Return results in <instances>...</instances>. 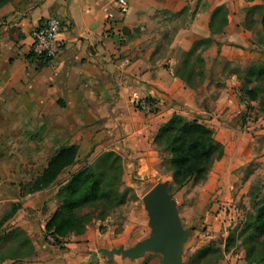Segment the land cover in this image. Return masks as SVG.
<instances>
[{
	"label": "crops",
	"instance_id": "obj_1",
	"mask_svg": "<svg viewBox=\"0 0 264 264\" xmlns=\"http://www.w3.org/2000/svg\"><path fill=\"white\" fill-rule=\"evenodd\" d=\"M115 1L17 0L0 8V220L11 203L22 202L5 226L7 232L27 231L35 246L32 264H150L145 248H137L139 241L126 245L91 232L90 226L58 244L44 234L60 186L101 153L123 157L127 184L133 185L139 173L147 177L159 154L157 133L175 113L213 128L224 145L202 194L228 201L231 229L246 219L252 196L264 193V107L260 98L243 99V86L253 88L256 82L241 72L251 60L264 61L261 16L249 12L264 7V0H128L125 14ZM219 6L227 8L228 23L213 34L210 22ZM52 15L64 22L65 45L46 59L32 54L31 32ZM205 38L213 42L202 51V79L191 86L178 71L184 53ZM227 62L232 65L224 69ZM134 92L155 98L158 111L135 109ZM247 112L253 118L243 128ZM72 145L78 147L75 163L49 187L21 197L28 167L41 172L61 148ZM172 200L178 203L175 195ZM220 227L209 225L211 233L197 240L210 243ZM234 239L232 231L231 248ZM237 255L232 263H247L242 252Z\"/></svg>",
	"mask_w": 264,
	"mask_h": 264
},
{
	"label": "trees",
	"instance_id": "obj_2",
	"mask_svg": "<svg viewBox=\"0 0 264 264\" xmlns=\"http://www.w3.org/2000/svg\"><path fill=\"white\" fill-rule=\"evenodd\" d=\"M13 1L17 0H0V8ZM249 12L260 14L264 31V7L253 6L249 8ZM227 13L225 6L215 9L210 22L213 34L222 31L227 25ZM255 21L253 19L254 23ZM212 42V38H205L193 45L204 43V50ZM200 57L203 62L202 55ZM188 64L185 58L178 75L189 85L197 86L199 83H193L187 77L193 73ZM241 72L256 82L253 88L243 86V99L250 101L260 98L264 107V61L251 60ZM200 74L203 76V71ZM155 143L167 154L165 162L176 189L184 187L191 181L205 182L215 162L221 160L225 154L224 145L217 140L213 128L198 119L188 120L178 113L173 114L160 127ZM77 153L76 145L61 148L32 182L22 183L21 197L49 187L66 167L75 163ZM124 173L123 157L114 151H105L71 174L58 190L59 204L46 223V239L50 236L51 242L61 243L70 234H84L94 221H105L111 216L113 211L125 202L128 187H125ZM257 195L252 196L254 202L258 199V203L246 226V229L250 230L244 240L247 264H264V197L258 198ZM21 207L22 202L14 203L1 218L0 228ZM106 229L100 228L101 232H105ZM4 237L9 240L5 247L0 245V261L11 260V264H32L35 246L25 229L16 227L6 232ZM229 246L227 244L226 249Z\"/></svg>",
	"mask_w": 264,
	"mask_h": 264
},
{
	"label": "rangeland",
	"instance_id": "obj_3",
	"mask_svg": "<svg viewBox=\"0 0 264 264\" xmlns=\"http://www.w3.org/2000/svg\"><path fill=\"white\" fill-rule=\"evenodd\" d=\"M204 43H199L193 45L188 55L184 53L181 65L186 58L188 61V66L192 74L187 75L193 83H199L202 79L200 74L203 71V62L201 61L200 55H202ZM232 63L227 62L224 65V69L231 67ZM187 72V71H186ZM244 125V124H243ZM159 154L152 162V166L148 171V176L146 177L139 173L138 179L134 178V184H127L125 181V187H128V192L126 193L125 202L117 207L111 216H109L105 221L96 220L94 223L90 224L91 232H101V227H106L105 236H109L113 239L123 240L126 245L141 242L146 239L155 236V223L157 224V216L154 208L150 202L146 199V194L155 186L164 185L167 187V194L170 205L177 211L178 219L176 226V237L183 242L181 245L177 246L175 254H169L167 260L165 261V256L162 250L152 247L149 249L145 247L148 254L146 260L150 264H171V262H176L177 264H234L232 260L233 256L238 254L237 257L244 255L246 256V247L244 240L248 235L249 231L246 229L247 223L251 215L255 213V209L258 203V199L255 202L251 201V209L247 213L246 219L240 223L235 228L231 229V205H227V200H221L220 196H209L205 197L203 192V187L205 182L195 183L193 181L189 182L183 188L176 189L174 182L170 183L171 172L167 169V163L165 159L167 154L165 151L158 148ZM213 168V167H212ZM40 173L39 169L35 171L34 167H28L27 174L25 176L24 182H32L35 177ZM175 195L178 203L172 200V196ZM205 197V198H204ZM258 198L264 197V193L260 192L257 195ZM16 203L13 202L7 208L10 210L12 205ZM219 204L217 209L211 210L214 204ZM178 207V208H177ZM6 210V211H7ZM41 210L46 211V206H42ZM209 219L207 220L208 213ZM223 213L224 217L219 218V213ZM38 222H40L39 215H35ZM7 221V220H6ZM5 221V222H6ZM221 221V223L219 222ZM229 221V222H228ZM5 222L0 228V245L5 247L8 243L7 238H5V233L7 232V227ZM221 224L220 235L215 239H212L210 243H205L202 245L201 239L207 237L211 233V229L208 228L212 224ZM229 223L230 227H226ZM228 229V230H227ZM207 230L208 233L207 234ZM234 231V236L236 241V246L231 248V232ZM46 236V233L44 234ZM115 237V238H114ZM228 238V240H227ZM197 239H200L198 241ZM198 243L196 244V241ZM225 240L230 246L227 248L225 246ZM203 246V247H197ZM169 248V246L167 245ZM151 248V247H150ZM155 250V251H154ZM231 258L227 261V255L231 254ZM243 259V258H238ZM222 260H225L224 262ZM11 260L0 261V264H11ZM238 264V263H236ZM247 264V263H246Z\"/></svg>",
	"mask_w": 264,
	"mask_h": 264
},
{
	"label": "built area",
	"instance_id": "obj_4",
	"mask_svg": "<svg viewBox=\"0 0 264 264\" xmlns=\"http://www.w3.org/2000/svg\"><path fill=\"white\" fill-rule=\"evenodd\" d=\"M116 8L121 14H125L129 10L128 0H116ZM115 12H108V19L114 20ZM64 28L63 20L57 16L52 15L41 21L35 26L31 32L33 39L32 54L43 58H55L61 52L65 45V40L61 34ZM132 103L135 109L143 111L147 114H153L158 111V102L155 98L141 97L137 92L132 95ZM253 114L247 112L244 117L243 128L252 120ZM52 240V237H48Z\"/></svg>",
	"mask_w": 264,
	"mask_h": 264
},
{
	"label": "water",
	"instance_id": "obj_5",
	"mask_svg": "<svg viewBox=\"0 0 264 264\" xmlns=\"http://www.w3.org/2000/svg\"><path fill=\"white\" fill-rule=\"evenodd\" d=\"M146 199L152 204L157 216L156 234L153 238L139 242L137 248L139 251L145 247H155L158 250H162L166 261L169 254H175L177 246L181 243V240L176 237L175 230L178 213L170 205V197H168L167 187L164 185L153 187L146 194Z\"/></svg>",
	"mask_w": 264,
	"mask_h": 264
}]
</instances>
